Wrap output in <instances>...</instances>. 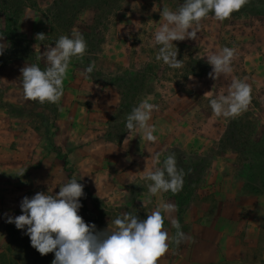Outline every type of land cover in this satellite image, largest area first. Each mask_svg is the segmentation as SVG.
I'll return each mask as SVG.
<instances>
[{
  "label": "crops",
  "instance_id": "obj_1",
  "mask_svg": "<svg viewBox=\"0 0 264 264\" xmlns=\"http://www.w3.org/2000/svg\"><path fill=\"white\" fill-rule=\"evenodd\" d=\"M53 1L37 0V9L25 6L15 30L11 29L8 12H0V46L5 48L3 54H10L0 64V229H5V215L22 213L20 203L24 197L30 198L38 192L55 195L60 184L69 180L56 164L55 175L52 174L50 165L56 160L57 153L46 151L45 142L32 128L24 107L29 100L24 99L21 85L20 70L34 63L43 69L46 61L42 54L46 47L54 46L53 23L45 15ZM79 16V23H93L94 15L90 11ZM73 29L81 33L79 28ZM38 34L45 36L37 38ZM119 38L124 39L117 35L110 51L113 55L107 57L111 69L115 64L129 65L126 59L131 50L121 41L120 46ZM258 45L263 51L264 42L260 41ZM27 53L33 54L34 59L23 55ZM258 61L249 67L257 79V82L252 80L253 84L261 89L264 87V57ZM78 63L70 62L63 81L64 94L57 104L59 116L54 121L55 126H51L53 143L58 154L68 156L72 177L79 179L78 183L83 184L91 196L101 198L111 208L120 209L122 215L141 212L137 217L146 219L154 210L157 199L149 195L147 184L150 181L142 177L146 171L159 166L157 154L162 162L163 154L168 151L206 153L221 138L222 127L218 126L221 117L207 115L213 117L211 132L198 125L201 110L192 109L186 95L177 93L166 100H160L158 95L149 99L158 106L150 120L155 126L154 142L141 140L135 132L127 133L118 144L107 141L104 133L120 107L121 92L116 85L95 80L90 75L85 79L81 73L86 66ZM201 85L206 87L199 86L204 97L223 94L220 85L215 86L216 91L209 89L208 82ZM178 103L183 104L179 106ZM184 103H188L190 109ZM259 118L264 125V105L259 108ZM237 155V152L229 151L212 156L194 197L185 207L170 192L162 195L165 202L176 205V211L164 220L169 236L175 235L176 229L170 224V219L175 218L181 230L194 242L170 246L169 251L158 258L157 264H206L208 259L210 263H217L230 258L232 250L242 244H257L263 237L264 193L245 190L249 182L246 172L240 170ZM33 164L39 166L38 173L41 174L38 178L40 186L36 188L33 187Z\"/></svg>",
  "mask_w": 264,
  "mask_h": 264
},
{
  "label": "rangeland",
  "instance_id": "obj_2",
  "mask_svg": "<svg viewBox=\"0 0 264 264\" xmlns=\"http://www.w3.org/2000/svg\"><path fill=\"white\" fill-rule=\"evenodd\" d=\"M259 1L248 0L240 10L223 21H217L210 13L207 18L201 20L197 39L174 41L178 49L177 59L181 60L179 69H171L162 62L156 61L155 55L159 45L155 43L153 34L164 23L160 15L163 7L166 6L169 10L175 11L183 0H71L61 4L57 9L59 18L54 20L52 40L55 42L61 35L70 36L73 28H79L87 43V50L82 60L73 59L72 61L86 67L94 63V70L89 74L92 78L104 83L118 84L120 92L124 90L128 96L124 100L122 98L120 107L111 117L109 129L104 133L107 141L119 140L124 132H128L125 127L126 116L141 100L153 99L158 95L160 100L163 98L166 100L177 93L187 96L192 109L201 110L202 117L198 125L212 132L213 117L209 116L213 112L209 100L214 96L204 97L200 94L199 86L202 89L206 88L201 83L208 82L209 89L213 91H216L215 86L216 88L219 87L217 85L222 86L221 91L224 95L227 94L233 78L243 80L249 85L251 99L247 110L235 118L221 117V122L218 124L220 128L222 127L221 138L213 144L211 149L201 154L202 157L194 153L197 155L192 162L184 159V165L180 167L185 174L183 187L174 195L170 192L181 206L194 197V192L202 181L208 167L203 157L206 154L213 156L229 151L237 152L240 170L246 172V180L249 182L245 190L251 193H264V125L260 123L259 118V108L264 105V87L259 89L260 87L253 84L252 80L257 82V79L249 67L259 62L261 56L264 57V50L261 51L262 47L258 45L260 41L264 42V14L257 15L258 10H263V7L258 5ZM261 1L264 2V0ZM21 2L22 0H0V12L6 11L3 5H7L12 14ZM27 4L30 7L32 4L37 5V0H28ZM154 8L156 11H153ZM86 10L93 13V23L81 24L79 15ZM16 13L18 14L19 11ZM117 35L124 38L118 39L119 45L121 46L122 42L124 47L131 50L127 53V59L122 56L129 65L125 67L115 64L111 69L107 57L113 55L110 51L113 50L112 46L115 45ZM252 40L254 43L251 42ZM223 47L235 50L231 64L232 72L227 75L221 74L213 80L208 75L212 68L207 63L206 57L220 52ZM9 55L7 53L0 55V61H3L0 64L4 63ZM23 55L28 59H34L31 53ZM258 74L263 75V72ZM206 79L209 80L206 81ZM178 104L181 106L183 103ZM184 106L190 109L188 103H184ZM24 107L29 114L32 128L45 142L43 147L50 153H57V157L54 156L56 160H52L50 165L52 174L55 175L56 164L60 172L71 179L73 169L68 167V156L64 153L58 154V148L53 143L54 121L59 116L57 104H40L29 100ZM230 124H233L234 128L241 129L240 134L237 135V141L226 137ZM102 135L103 133L98 137ZM230 146L236 149L230 150ZM253 147L254 150H251ZM169 154H174L175 158L181 155L176 150L168 151L163 155L166 157ZM38 167L37 164L31 166L34 170L32 178L35 179L33 181L35 188L40 186L38 178L41 174L38 173ZM83 191L84 196L80 198L82 207L78 215L85 223L95 224L96 231L103 232L114 228L112 221L117 216H122L121 210L109 207L101 198L91 196L85 188ZM135 215L140 216L141 212ZM7 217V215L4 216L5 229H0V264H52L54 253L43 256L38 253L31 246L30 239L24 234V230L17 229L12 223H7ZM229 257L217 263H210L208 259L206 264H264V234L257 244H242L237 250H232Z\"/></svg>",
  "mask_w": 264,
  "mask_h": 264
},
{
  "label": "clouds",
  "instance_id": "obj_3",
  "mask_svg": "<svg viewBox=\"0 0 264 264\" xmlns=\"http://www.w3.org/2000/svg\"><path fill=\"white\" fill-rule=\"evenodd\" d=\"M247 2L183 0L175 11L164 6L160 12L164 23L153 34L155 43L159 45L156 61L171 69H179L181 60L177 59L178 49L174 41L197 39L200 22L210 13L217 21H223ZM44 36L38 34L37 38L43 39ZM4 50L0 46V55ZM86 50L87 43L82 33L73 29L70 36L61 35L54 46L46 47L42 54L46 61L43 69L34 63L20 70L24 99L40 104H58L64 94L63 81L70 62L73 59L82 60ZM234 54L233 48L223 47L220 52L207 56V63L212 68L209 77L216 80L221 74H230ZM93 70L94 63L89 64L81 75L88 79ZM250 91L245 81L233 78L226 95L220 94L209 100L213 114L235 118L247 110ZM154 110H158V106L148 99L134 106L126 116L128 134L135 132L141 140L154 142L155 126L150 123ZM159 156L158 153L156 160L159 166L146 171L142 177L150 181L147 184L148 193L157 199L154 210L146 219L125 213L112 221L114 228L97 232L95 224L85 223L78 215L84 186L73 176L60 184L59 192L55 195L38 192L31 198L24 197L20 203L22 214L8 216L6 222L24 230L31 246L42 256L54 253L52 264H157L158 258L168 252L170 246L194 242L181 230L175 218L170 219L171 226L176 229L174 236H169L164 228V220L176 211V205L165 202L162 195L168 192L174 195L181 191L185 174L183 169L177 167L174 154L167 155L162 162Z\"/></svg>",
  "mask_w": 264,
  "mask_h": 264
},
{
  "label": "trees",
  "instance_id": "obj_4",
  "mask_svg": "<svg viewBox=\"0 0 264 264\" xmlns=\"http://www.w3.org/2000/svg\"><path fill=\"white\" fill-rule=\"evenodd\" d=\"M68 1H71V0H54L53 4L51 5V7L49 9H47V11L45 12V15L51 19L53 24H54V20L56 18L57 19L59 18V16H58L59 14L57 12V9L60 8L61 4L63 5L66 2H68ZM27 2H28V0H22V2L17 6V8L15 9V11L12 14L10 13V7L7 6V5H3L5 10L8 11V19H9V23H10L11 29H13V28H14V30L16 29V25L18 23V19L20 17V14H21L23 8L25 6H28ZM259 2H260V4H258V5H261L260 7H263V10H258L257 15L258 14H264V2H262L261 0ZM28 7H30V6H28ZM31 8L32 9H37V5L36 4H32ZM96 8H97V5H96ZM18 11H19L20 14L16 13ZM114 85H116L118 88L120 87V85H118V84H114ZM121 95H122L123 100H124L125 97L126 98L128 97L124 90H122ZM233 124L229 125V132L227 133L226 137H229V139H233L234 141H237V139H238L237 135L240 134L239 132H240L241 129L234 128ZM127 133L124 132L119 140H116V141H113V142H115L117 144L120 143L124 139V137L126 136ZM229 149L230 150H235L236 148L234 146H230ZM251 150H254V147ZM195 155H197V154H194V153L191 154L190 153V154H181L180 156H177V158H176L177 166L180 168L181 166L184 165L185 160H188V159L192 162L193 158L195 157ZM216 155H218V154H216ZM198 157H202V156L198 155ZM203 157H205L204 162H207V163H209L210 159L212 158V156H209V154H206ZM186 204L183 205V206L185 207ZM181 210H184V209L181 208Z\"/></svg>",
  "mask_w": 264,
  "mask_h": 264
}]
</instances>
